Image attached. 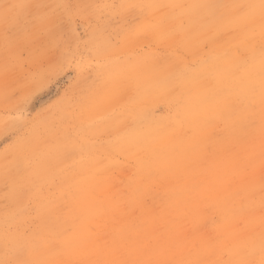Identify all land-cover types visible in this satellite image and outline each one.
I'll return each mask as SVG.
<instances>
[{
	"label": "rangeland",
	"instance_id": "rangeland-1",
	"mask_svg": "<svg viewBox=\"0 0 264 264\" xmlns=\"http://www.w3.org/2000/svg\"><path fill=\"white\" fill-rule=\"evenodd\" d=\"M176 1L0 0V264H264V0Z\"/></svg>",
	"mask_w": 264,
	"mask_h": 264
},
{
	"label": "bare ground",
	"instance_id": "bare-ground-1",
	"mask_svg": "<svg viewBox=\"0 0 264 264\" xmlns=\"http://www.w3.org/2000/svg\"><path fill=\"white\" fill-rule=\"evenodd\" d=\"M125 1H126V0H125ZM177 1H178V0H177ZM177 1H176V2H177ZM238 2H239V0H238ZM128 3H129V2H128ZM158 5H159V4H158ZM164 5H165V4H164ZM195 5H196V3H195ZM131 6H132V5H131ZM160 6H161V5H160ZM160 6H159V7H160ZM129 7H130V6H129ZM137 9H138V8H137ZM248 9H251V8H248ZM127 10H128V9H127ZM150 12H151V11H150ZM150 12H149V13H150ZM161 12H162V11H161ZM149 13H148V14H149ZM162 13H163V12H162ZM169 13H170V12H169ZM145 14H146V13H145ZM145 14H144V15H145ZM161 15H162V14H161ZM165 16H166V15H165ZM147 17H148V16H147ZM149 17H150V16H149ZM149 17H148V19H149ZM153 17H154V16H153ZM160 17L162 18L163 16H160ZM167 17H168V16H167ZM242 17H243V14H242ZM245 17H246V16H245ZM155 19H156V18H155ZM225 19H226V18H225ZM243 20H244V19H243ZM246 20H248V19H246ZM143 21H144V20H143ZM163 21H164V20H163ZM166 21H167V20H166ZM239 21H240V20H239ZM146 22H147V21H146ZM153 22H154V21H153ZM160 22H161V21H160ZM164 22H165V21H164ZM216 22H217V21H216ZM229 23H231V22H229ZM243 23H244V22H243ZM64 24H65V23H64ZM144 24H145V23H144ZM146 24H148V23H146ZM153 24H154V23H153ZM234 24H237V23H234ZM244 24H245V23H244ZM165 25H166V23H165ZM238 25H239V24H237V26H236L237 28H238ZM145 26H147V25H145ZM158 26H160V24H159ZM224 26H225V25H224ZM230 26H231V25H230ZM163 27H164V26H163ZM211 27H212V25H211ZM218 27H219V26H218ZM142 28H143V27H142ZM157 28H158V27H157ZM157 28H156V29H157ZM199 28H200V27H199ZM202 28H203V26H202ZM202 28H201V29H202ZM231 28H232V27H231ZM145 29H147V28H145ZM211 29H212V28H211ZM215 29H216V28H215ZM215 29H214V31H215ZM219 29H220V28H219ZM223 29H224V28H222V30H223ZM235 29H236V28H235ZM245 29H246V28H245ZM245 29H244V30H245ZM199 30H200V29H199ZM212 30H213V29H212ZM212 30H211V31H212ZM239 30H240V29H239ZM252 30H254V28H253ZM150 31H151V30H150ZM164 31H165V30H164ZM196 31H197V30H196ZM249 31H250V29H249ZM154 32H155V30H154ZM215 32H216V31H215ZM220 32H221V31H220ZM228 32H229V31H228ZM247 32H248V29H247ZM155 33H156V32H155ZM158 33H159V32H157V34H158ZM202 33H203V32H202ZM211 33H212V32H211ZM217 33H218V32H217ZM238 33H241V32H238ZM200 34H201V31H200ZM242 34H243V32H242ZM247 34H248V33H247ZM166 35H167V34H166ZM217 35H218V34H217ZM245 35H246V34H245ZM245 35H244V36H245ZM167 36H168V35H167ZM207 36H208V35H207ZM223 36H224V35H223ZM225 36H226V35H225ZM227 36H228V35H227ZM155 38H156V37H155ZM221 38H222V37H221ZM240 38H241V37H240ZM204 39H205V38H204ZM218 39H219V38H218ZM227 39H228V38H227ZM201 40H202V39H201ZM221 40H222V39H221ZM221 40H220V41H221ZM251 40H252V39H251ZM242 41H243V40H242ZM154 42H155V41H154ZM167 42H168V41H167ZM216 42H217V41H216ZM164 43H165V42H164ZM218 43H219V42H218ZM220 43H223V42H220ZM157 44L160 45L159 42H157ZM162 44H163V43H162ZM167 44H168V43H167ZM223 44H224V43H223ZM232 44H234V43H232ZM250 45H251V44H250ZM202 46H203V45H202ZM178 47H179V46H178ZM252 48L254 49V47H252ZM182 49H183V48H182ZM224 49H225V48H224ZM192 50H193V49H192ZM192 50H191V51H192ZM211 50H212V49H211ZM213 50H214V49H213ZM249 50H250V49H249ZM237 51H238V48H237ZM179 52H180V51H179ZM191 53H192V52H191ZM193 53H194V51H193ZM204 53H205V51H204ZM221 53H222V52H221ZM224 53H225V52H224ZM224 53H223V54H224ZM247 53H248V52H247ZM261 53H263V52H261ZM213 54H214V53H213ZM231 54H232V53H231ZM255 54H256V53H255ZM159 55H160V54H159ZM221 55H222V54H221ZM237 56H238V55H237ZM260 56H261V55H260ZM166 57H167V56H166ZM193 57H194V55H193ZM193 57H192V58H193ZM198 57H199V56H198ZM256 57H257V56H256ZM261 57H262V56H261ZM167 58H168V57H167ZM172 58H173V57H172ZM206 58H207V57H206ZM155 59H156V58H155ZM175 59H176V58H175ZM194 59H195V58H194ZM204 59H205V58H204ZM204 59H203V60H204ZM146 60H147V59H146ZM189 60H190V59H189ZM195 60H196V59H195ZM223 60H224V59H223ZM229 60H230V59H229ZM143 61H145L144 58H143ZM159 61H160V59H159ZM159 61H157V63H159V65H160L162 60H161L160 62H159ZM163 61H164V60H163ZM173 61H174V60H173ZM193 61H194V60H193ZM199 61H200V60H199ZM235 61H236V60H235ZM239 61H240V60H239ZM243 61H244V60H243ZM248 61H249V60H248ZM168 62H169V61H168ZM177 62H178V61H177ZM208 62H209V61H208ZM212 62H214V61H212ZM224 62H225V60H224ZM230 62H231V60H230ZM233 62H234V60H233ZM237 62H238V61H237ZM145 63H146V62H145ZM174 63H175V61H174ZM191 63H192V62H191ZM214 63H215V62H214ZM218 63H219V62H218ZM231 63H232V62H231ZM244 63H245V62H244ZM180 64H181V62H180ZM219 64H220V63H219ZM219 64H218V65H219ZM224 64H226V62H225ZM247 64H248V63H247ZM256 64H257V63H256ZM172 65H173V64H172ZM184 65H185V64H184ZM186 65H187V64H186ZM215 65H216V64H215ZM237 65H238V64H237ZM258 65H259V63H258ZM166 66H167V65H166V63H165V67H164V68H166ZM169 66H170V64H169ZM189 66H190V65H189ZM196 66H198V65H196ZM224 66H225V65H224ZM245 66H246V65H245ZM248 66H249V64H248ZM161 67H162V66H161ZM161 67L159 66L158 68H160L161 70H163V67H162V68H161ZM179 67H180V66H179ZM192 67H193V66H192ZM221 67H223V66H221ZM221 67H220V68H221ZM233 67H234V66H233ZM239 67H241V65H240ZM239 67H237V68H239ZM256 67H257V66H256ZM180 68H181V67H180ZM249 68H250V66H249ZM254 68H255V67H254ZM169 69H170V68H169ZM201 69H202V68H201ZM216 69H217V68H216ZM244 69H245V68H244ZM249 70H250V69H249ZM252 70H253V68H252ZM166 71H167V70H166ZM168 71H170V70H168ZM228 71H229V70H228ZM235 71H236V70H235ZM256 71H257V70H256ZM182 72H183V71H182ZM209 72H210V71H209ZM183 73H184V72H183ZM213 73H214V72H213ZM179 74H180V73H179ZM181 74H182V73H181ZM226 74H227V72H226ZM256 74H257V73H256ZM187 75H188V73H187ZM194 75H195V74H194ZM199 75H200V74H199ZM204 75H205V74H204ZM210 75H211V74H210ZM257 75H258V74H257ZM197 76H198V75H197ZM239 76H240V75H239ZM168 77H169V76H168ZM173 77H174V76H173ZM175 77H176V76H175ZM183 77H185V76H183ZM195 77H196V76H195ZM195 77L193 76V78H195ZM226 77H227V76H226ZM226 77H224V78H226ZM230 77H231V76H230ZM241 77H243V76L241 75ZM248 77H249V75H248ZM262 77H263V76H262ZM170 78H171V77H170ZM256 78H257V77H256ZM256 78H255V79H256ZM178 79H179V78H178ZM226 79H227V78H226ZM226 79H225V80H226ZM229 79H230V78H229ZM229 79H228V80H229ZM251 79H252V78H251ZM165 80L167 81V79H165ZM171 80H172V79H171ZM171 80H169L170 83L172 82ZM175 80H176V82H177V79H175ZM179 80H180V79H179ZM204 80H205V79H204ZM228 80H227V81H228ZM260 80H261V78H260ZM166 81H165V82H166ZM184 81H185V80H184ZM208 81H209V80H208ZM249 81H250V80H249ZM198 82H199V81H198ZM224 82H225V81H224ZM243 82L245 83V81H243ZM176 84H177V83H175V85H176ZM211 84H212V83H211ZM245 84H247V83H245ZM249 84H250V83H249ZM249 84H248V85H249ZM251 84H252V83H251ZM173 85H174V84H173ZM180 85H181V84H180ZM204 85H205V84H204ZM214 85H215V84H214ZM214 85H213V86H214ZM243 85H244V84H243ZM232 86H233V85H232ZM179 87H180V86H179ZM187 87H188V86H187ZM241 87H243V86H241ZM252 87H253V86H252ZM256 87H257V86H256ZM171 88H172V87H171ZM188 88H189V87H188ZM188 88H187V89H188ZM219 88H220V87H219ZM247 88H248V87H247ZM254 88H255V87H254ZM4 89H5V88H4ZM173 89H174V88H173ZM197 89H198V88H197ZM221 89H224V88H221ZM221 89H220V90H221ZM235 89H236V88H235ZM169 90H170V89H169ZM174 90H175V89H174ZM180 90H181V89H180ZM182 90H184V88H183ZM205 90H206V89H205ZM214 90H215V89H214ZM152 91H153V90H152ZM155 91H156V90H155ZM171 91H173V90H171ZM171 91H170V92H171ZM177 91H178V90H177ZM193 91H194V90H193ZM210 91H212V90H210ZM221 91H222V90H221ZM225 91H226V90H225ZM2 92H4V91H2ZM168 92H169V91H168ZM229 92L231 93L230 90L228 91V93H229ZM5 93H6V91H5ZM165 93H166V91H165ZM217 93H218V92H217ZM223 93H224V91H223ZM153 94H154V93H153ZM189 94H190V93H189ZM207 94H208V93H207ZM212 94L215 95V93H212ZM219 94H221V93H219ZM219 94H218V95H219ZM224 94H225V93H224ZM224 94H221V95L224 96ZM231 94H232V93H231ZM171 95H172V94H171ZM181 95H182V94H181ZM214 95H213V96H214ZM205 96H206V95H205ZM222 96H221V97H222ZM225 96H226V95H225ZM89 97H90V96H89ZM163 97H164V96H163ZM177 97H178V96H177ZM214 97H215V96H214ZM153 98H154V97H153ZM168 98H169V97H168ZM175 98H176V97H175ZM175 98H174V99H175ZM257 98H258V97H257ZM155 99H156V98H155ZM229 99H230V98H229ZM231 99H232V98H231ZM147 100H148V99H147ZM147 100H146V101H147ZM188 100H189V99H188ZM209 100H210V99H209ZM239 100H240V99H239ZM148 101H149V100H148ZM153 101H154V100H153ZM159 101H160V100H159ZM159 101H158V103H159ZM171 101H172V100H171ZM189 101H190V100H189ZM232 101H233V100H232ZM176 102H177V101H176ZM205 102H207V101H205ZM237 102H238V101H237ZM147 103H148V102H147ZM178 103H179V102H178ZM180 103H181V102H180ZM89 104H90V103H89ZM238 104H239V103H237V104H235V105H238ZM248 104H249V103H248ZM90 105H91V104H90ZM182 105H183V104H182ZM258 105H259V104H258ZM80 106H81V105H80ZM137 106H138V105H137ZM160 106H161V105H160ZM216 106H217V105H216ZM240 106H241V105H240ZM262 106H263V105H262ZM81 107H82V106H81ZM203 107H204V106H203ZM224 107H225V106H224ZM230 107H231V105H230ZM238 107H239V106H238ZM225 108L227 109L228 107H225ZM235 108H236V107H235ZM240 108H241V107H240ZM240 108H239V109H240ZM257 108H258V107H257ZM214 109H215V108H214ZM226 109H225V111H226ZM255 109H256V108H255ZM234 110H235V109H234ZM240 110H241V109H240ZM250 110H252V108H251ZM180 111H181V109H180ZM208 111H209V110H208ZM211 111H212V110H211ZM216 111H217V110H216ZM227 111H228V110H227ZM229 111H230V110H229ZM261 111H262V110H261ZM175 112H176V111H175ZM177 112H178V111H177ZM177 112H176V113H177ZM212 112H213V111H212ZM233 112H236V111H233ZM87 113H88V111H87ZM176 113H175V114H176ZM178 113H179V112H178ZM209 113H210V112H209ZM226 113H227V112H226ZM243 113H244V111L242 112V114H243ZM93 114H94V113H93ZM214 114H215V112H214ZM223 114H224V113H223ZM229 114H231V112H230ZM232 114H233V113H232ZM58 115H59V114H58ZM159 115H160V114H159ZM168 115H170V114H168ZM224 115H225V114H224ZM237 115L239 116V114H237ZM237 115H236V117H237ZM187 116H189V115H187ZM222 116H223V115H222ZM246 117H248V116H246ZM62 118H64V117H62ZM67 118H68V117H67ZM221 118H222V117H221ZM234 118H235V117H234ZM239 118H240V117H239ZM262 118H264V117H262ZM262 118H261V119H262ZM167 119H168V118H167ZM173 119H174V118H173ZM197 119H198V118H197ZM207 119H208V118H207ZM209 119H210V118H209ZM209 119H208V121H209ZM237 119H238V117H237ZM82 120H83V119H82ZM82 120H81V121H82ZM180 120H181V119H180ZM211 120H212V119H211ZM219 120H220V118H219ZM234 120H235V119H234ZM263 120H264V119H263ZM83 121H84V120H83ZM205 121H206V120H205ZM212 121H213V120H212ZM222 121H223V120H222ZM231 121H233V120L231 119ZM137 122H138V121H137ZM137 122H136V123H137ZM187 122H188V121H187ZM242 122H243V121H241V120L239 119V120L237 121V123H236V128H237L239 134H244V133L246 134V137H245V138L242 136L246 142H250L249 140H252V143H253V139H255V141H259V140L261 141V139L264 141V138H263V137H264V132H263L264 129H261V127H262V126H261V123H257V120H255V122H256L257 124L254 125V126L252 127V129H251V127L249 126V124L245 125V123H247V121H246L245 123H242ZM259 122H260V121H259ZM181 123H182V122H181ZM193 123H194V122H193ZM209 123H210V122H209ZM217 123H218V122H217ZM194 124H195V123H194ZM194 124H193L192 126H194ZM173 125H174V124H173ZM181 125H182V124H181ZM225 125H226V122H225ZM227 125H228V124H227ZM227 125H226V126H227ZM250 125H251V124H250ZM175 126H176V125H175ZM218 126H220V124H219ZM221 126H222V125H221ZM232 126H233V125H232ZM263 126H264V125H263ZM228 127H229V126H228ZM226 128H227V127H226ZM229 128H230V127H229ZM233 128H234V127H233ZM160 130H161V129H160ZM183 130H184V129H183ZM206 130H207V129H206ZM208 130H209V129H208ZM224 130H225V129H224ZM92 131H93V130H92ZM136 131H137V129H136ZM180 131H181V130H180ZM137 132H138V131H137ZM202 132H203V131H202ZM204 132H205V131H204ZM210 132H211V131H210ZM214 132H215V131H214ZM230 132H231V131H230ZM230 132H229V134H230ZM233 132H235V131L233 130ZM186 133H187V131H186ZM211 133H212V132H211ZM219 133H220V132H219ZM235 133H236V132H235ZM203 134H204V133H203ZM229 134H228V135H229ZM232 134H233V133H231V136H232ZM217 135H218V134H217ZM221 135H222V133L219 135L220 138H221ZM224 135H225V134H224ZM150 136H151V134H150ZM205 136L207 137V135H205ZM211 136H213V134H212ZM211 136H210V137H211ZM222 136H223V135H222ZM226 136H227V135H226ZM171 137H173V136H171ZM229 137H230V136H229ZM208 138H209V137H208ZM216 138H218V137H216ZM224 138H225V137H224ZM236 138H237V137H236ZM177 139H178V137H177ZM179 139H181V138H179ZM228 139H229V138H228ZM230 139H232V137H230ZM246 139H247L248 141H247ZM204 140H205V139H204ZM206 140L208 141L207 138H206ZM210 140L212 141V138H210ZM220 140H221V139H220ZM224 140H225V139H224ZM237 140H238V139H237ZM237 140H235V141H237ZM239 140H240V139H239ZM244 140H243V141H244ZM132 141L134 142V140H132ZM175 141H177V140L175 139ZM199 141H200V140H199ZM225 141H226V140H225ZM225 141H224V142H225ZM235 141H234V142H235ZM255 141H254V142H255ZM142 142H143V141H142ZM161 142H162V141H161ZM201 142H202V141H201ZM224 142H223V145H225V147H226V145H227L228 143L226 142L227 144H224ZM229 142H231V140H230ZM239 142H240V141H239ZM140 143H141V142H140ZM145 143H146V142H145ZM209 143H212V142H209ZM232 143H233V142H232ZM135 144H136V143H135ZM177 144H178V143H177ZM207 144H208V143H207ZM234 144H235V143H234ZM243 144H246V145H247V143H243ZM250 144H251V143H250ZM258 144H259L258 147H260V142H259ZM129 145H130V144H129ZM146 145H147V144H146ZM156 145H157V144H156ZM166 145H167V144H166ZM221 145H222V144H221ZM230 145H232V144L230 143ZM251 145H252V144H251ZM263 145H264V144H263ZM152 146H153V145H152ZM170 146H171V145H170ZM177 146H178V145H177ZM179 146H180V145H179ZM215 146H216V145H214V147H215ZM237 146H238V145H237ZM240 146H241V145H240ZM242 146H243V145H242ZM256 146H257V145H256ZM131 147H132V146H131ZM171 147H172V146H171ZM205 147H207V146H205ZM247 147H248V145H247ZM254 147H255V146H254ZM141 148H142V147H141ZM233 148H234V147H233ZM233 148H232V149H233ZM256 148H257V147H256ZM172 149H173V148H172ZM175 149H176V148H175ZM209 149H210V148H209ZM209 149H208V150H209ZM217 149H218V148H217ZM224 149H225V148H224ZM234 149H235V148H234ZM243 149H244V148H243ZM243 149L241 148L242 151H237V150H236V151H237L238 153H240V152H243ZM248 149H249V148H248ZM254 149H255V148H253V150H254ZM263 149H264V148H263ZM134 150H135V149H134ZM166 150H167V148H166ZM177 150H178V149H177ZM222 150H223V149H222ZM238 150H240V149H238ZM249 150H251V149H249ZM219 151H220V150H219ZM233 151H234V150H233ZM244 151H245V150H244ZM174 152H176V151H174ZM180 152H181V151H180ZM201 152H202V151H201ZM250 152H251V151H250ZM162 153H163V152H162ZM177 153H178V152H177ZM232 153H233V152H232ZM251 153H252V152H251ZM203 154H204V153H203ZM244 154H245V153H244ZM246 154H247V153H246ZM249 154H250V153H249ZM259 154H260V153H259ZM139 155H140V154H139ZM234 155H236V154H234ZM130 156H131V155H130ZM130 156H129V157H130ZM240 156H241V154H240ZM263 156H264V155H263ZM246 157H247V156H246ZM135 158H136V157H135ZM142 158H143V157H142ZM142 158H141V159H142ZM136 159H137V158H136ZM210 159H211V158H210ZM147 160H148V159H147ZM150 160H151V159H150ZM244 160H245V159H244ZM215 161H216V160H215ZM215 161H214V162H215ZM236 162H237V161H236ZM236 162L234 161L233 163H236ZM248 164H249V163H248ZM203 165H204V164H203ZM234 165H235V164H234ZM204 166H205V165H204ZM235 166H236V165H235ZM235 166H234V167H235ZM135 167H136V165H135ZM227 167H228V166H227ZM260 167H261V166H260ZM237 168L240 169L241 167H237ZM231 169H232V168H231ZM239 169H238V170H239ZM147 170H148V169H147ZM236 170H237V169H236ZM141 171H142V169H141ZM226 173H227V171H226ZM260 174H261V173H260ZM260 174H259V175H260ZM135 175H136V174H135ZM142 175H143V174H142ZM142 175H140V176H142ZM136 176H137V175H136ZM198 176H200V175H198ZM201 176H202V175H201ZM254 177H256V176H254ZM140 178H141V177H140ZM204 178H207V176H204ZM232 178H233V177H232ZM256 178H257V177H256ZM152 179H154V178H152ZM261 179H262V178H261ZM113 180H114V179H113ZM142 180H143V178H142ZM259 180H260V178H259ZM146 181H147V180H146ZM200 181H201V180H200ZM137 182H138V181H137ZM147 182H148V181H147ZM112 183H114V181H113ZM124 183H125V182H124ZM134 183H135V182H134ZM159 183H160V182H159ZM263 183H264V182H263ZM263 183H262V184H263ZM14 184H16V183L14 182ZM129 184H130V183H129ZM143 184H144V183H143ZM225 184H226V183H225ZM118 185H119V184H118ZM118 185H117V186H118ZM130 185H131V184H130ZM136 185H137V184H136ZM141 185H142V184H141ZM145 185H146V184H145ZM153 185H156V184H153ZM249 185H250V184H249ZM142 186H143V185H142ZM80 187H81V186H80ZM91 187H92V186H91ZM98 187H99L98 189L100 190V186H98ZM110 187H112V186H110ZM125 187H126V186H125ZM143 187H144V186H143ZM145 187H146V186H145ZM262 187H263V185H262ZM262 187H260V188H262ZM86 188H87V187H86ZM86 188H85V189H86ZM88 188H90V187H88ZM104 188H105V187H104ZM114 188H115V186H114ZM138 188H139V186H138ZM224 188H225V187H224ZM235 188H236V187H235ZM255 188H257V187H255ZM83 189H84V188H83ZM85 189H84V190H85ZM102 189H103V187H102ZM105 189H107L108 193L111 191V190H109V188H105ZM111 189H112V188H111ZM139 189H140V188H139ZM143 189H144V188H143ZM155 189H156V188H155ZM159 189H160V188H159ZM226 189H227V188H226ZM262 189H263V188H262ZM77 190H78V189H77ZM79 190H81V189H79ZM84 190H83V191H84ZM88 190H90V189H88ZM103 190H104V189H103ZM112 190H113V189H112ZM157 190H158V187H157L156 190H154L153 188H147V189L144 190L143 195H144V198H146V197H150L149 199H151V201H152L151 203L154 204V205H156V206H159V207L161 208V205H162V203H163V199H162L161 195H159V193H160V192H158L159 190H158V191H157ZM81 191H82V190H81ZM81 191H80L79 194H82ZM142 191H143V190H142ZM249 191H250V190H249ZM254 191H255V190H254ZM263 191H264V190H263ZM85 192H86V191H85ZM85 192H84V193H85ZM91 192H93V191H91ZM91 192H90V193H91ZM94 192H95V191H94ZM96 192H97V191H96ZM113 192L115 193V191H113ZM117 192H118V191H117ZM117 192H116V193H117ZM130 192H131V191H130ZM222 192H223V191H222ZM236 192H237V191H236ZM243 192H244V191H243ZM247 192H248V191H247ZM247 192H246V193H247ZM76 193H77V191H76ZM84 193H83V194H84ZM97 193H98V192H97ZM97 193H96V195H97ZM99 193H100V191H99ZM106 193H107V192H106ZM166 193H167V192H165L164 194H166ZM224 193H225V192H224ZM227 193H228V192H227ZM233 193H234V192H233ZM233 193H232V194H233ZM77 194H78V193H77ZM83 194H82V195H83ZM117 194H118V193H117ZM119 194H120V193H119ZM119 194H118V195H119ZM140 194H141V193H140ZM140 194H139V196H140ZM240 194H241V193H240ZM242 194H245V193H242ZM252 194H253V193H252ZM257 194H258V193H257ZM82 195H81V196H82ZM103 195H105V196H103V198H104V197L106 198V197H108L109 194H108L107 196H106V194H103ZM143 195H142V196H143ZM162 195H163V193H162ZM259 195H260V194H258L257 197H258ZM91 196H92V195H91ZM109 196L111 197V193H110ZM113 196H114V195H113ZM115 196H117V195H115ZM115 196H114V198H115ZM122 196H123V195H122ZM130 196H132V195L130 194ZM130 196H129V197H130ZM238 196H239V195H238ZM240 196H241V195H240ZM243 196H244V195H243ZM83 197H85V196L83 195ZM98 197H99V196H98ZM234 197H235V196H234ZM246 197H247V196H246ZM89 198H90V197H89ZM95 198H96V197H95ZM100 198H101V197H100ZM105 198H104V199H105ZM112 198H113V197H112ZM126 198H127V197H126ZM135 198H136V196H135ZM141 198H142V197H141ZM141 198H140V199H141ZM240 198H241V197H240ZM252 198H253V197H252ZM263 198H264V197H263ZM263 198H262V199H263ZM84 199H85V198H84ZM107 199H108V198H107ZM110 199H111V198H110ZM110 199H109V200H110ZM140 199H139V201H140ZM243 199H244V198H243ZM249 199H250V198H249ZM98 200H99V199H98ZM114 200H115V199H114ZM120 200H121V199H120ZM125 200L127 201V199H125ZM125 200H122V201H125ZM134 200H135V199H134ZM234 200H235V199H234ZM253 200H255V199H253ZM76 201H77V200H76ZM76 201H74V202H76ZM93 201H94V200H93ZM101 201H102V200H101ZM111 201H113V200H111ZM126 201H125V203H126ZM136 201H137V199H136ZM242 201H244V200H242ZM74 202H73V203H74ZM85 202H86V201H85ZM95 202H96V201H95ZM97 202H98V201H97ZM141 202H142V201H141ZM177 202H178V201H177ZM228 202H229V201H227V203H228ZM233 202H235V201H233ZM82 203H83V202H82ZM99 203H100V202H99ZM108 203H109V201H108ZM142 203H143V202H142ZM199 203H200V202H199ZM212 203H213V202H212ZM246 203H247V202H246ZM246 203H245V204H246ZM254 203H255V202H254ZM83 204H84V203H83ZM83 204H82V205H83ZM100 204H102V205L104 206L103 203H100ZM109 204H110V203H109ZM109 204H108V205H109ZM193 204H194V203H192L191 205L193 206ZM239 204H240V203H239ZM79 205H80V204H79ZM79 205H78V206H79ZM86 205H87V204H86ZM113 205H114V204H113ZM113 205H112V206H113ZM141 205H142V204H141ZM141 205H140V206H141ZM191 205H190V206H191ZM198 205H199V204H198ZM227 205H228V204H227ZM241 205H242V204H241ZM192 206H191V207H192ZM252 206H253V205H252ZM200 207H201V206H200ZM239 207H240V206H239ZM146 208H147V207H146ZM146 208H145V209H146ZM164 208H165V206H164ZM203 208H204V207H203ZM225 208H226V207H225ZM256 208H257V207H256ZM103 209H104V208H103ZM136 209H137V208H136ZM192 209H193V208H192ZM214 209H215V208H214ZM260 209H262V208H260ZM151 210H152V209L150 208V210H148V212L150 211L152 216H154V215H158V213H157V214H156V213H152ZM183 210L185 211V209H183ZM104 211H105V210H104ZM124 211H126V208H125V207H124ZM208 211H209V210H208ZM208 211H207V212H208ZM217 211H218V209H217ZM217 211H216V212H217ZM255 211H256V210H255ZM263 211H264V210H263ZM253 212H254V211H253ZM261 212H262V211H261ZM205 213H206V212H205ZM209 213H210V212H209ZM232 213H233V212H232ZM245 213H246V211H245ZM258 213H259V212H258ZM258 213H256V214H258ZM104 214L107 215V213H105V212H104ZM192 214H193V213H192ZM149 215H150V213H149ZM259 215H261V214H259ZM262 215H263V214H262ZM262 215H261V217L264 216V215H263V216H262ZM71 216H72V215H71ZM71 216H70V217H71ZM256 216H258V215H256ZM106 217H107V216H106ZM167 217H168V216H167ZM228 217H229V216H228ZM230 217H231V216H230ZM230 217H229V218H230ZM261 217H259V218H261ZM124 218H125V217H124ZM232 218H233V217H232ZM107 219H108V218H107ZM152 219H153V218H152ZM186 219H187V218H186ZM186 219H183V221L186 220ZM203 219H205V218L203 217ZM242 219H243V218H242ZM91 220H92V219H91ZM94 220H95V218H94ZM116 220H117V219H116ZM119 220H120V218H119ZM121 220H122V218H121ZM125 220H126V219H125ZM130 220H131V219H130ZM134 220H135V219H134ZM153 220H154V219H153ZM92 221H93V220H92ZM126 221H127V220H126ZM154 221H155V220H154ZM154 221H153L152 223H154ZM70 222H71V221H70ZM103 222H104V221H103ZM128 222H130V221H127V223H128ZM134 222H135V221H133V223H134ZM236 222H237V221H236ZM131 223H132V222H131ZM71 224H72V223H71ZM110 224H111V222H110ZM117 224H118V223H117ZM119 224H120V223H119ZM124 224H126V223H124ZM136 224H137V223H136ZM139 224H140V223H138V225H139ZM239 224H240V223H239ZM57 225H58V224H57ZM63 225H64V224H63ZM108 225H109V222H108ZM112 225H113V223H112ZM122 225H123V224H122ZM224 225H225V224H224ZM87 226H88V225H87ZM119 226H121V225H119ZM127 226H128V225H127ZM127 226H126V228H131V226H130V227H129V226L127 227ZM195 226L197 227L198 224L195 225ZM236 226H237V225H236ZM252 226H253V225H252ZM252 226H251V227H252ZM260 226H261V225H260ZM262 226H263V225H262ZM75 227H76V226H75ZM89 227H90V226H89ZM132 227H133V226H132ZM258 227H259V226H258ZM126 228H125V229H126ZM198 228H200V227H198ZM198 228H197V229H198ZM89 229H90V228H89ZM89 229H88V230H89ZM91 229H92V228H91ZM159 229H160V228H159ZM197 229H196V230H197ZM254 229H255V228H254ZM92 230H93V229H92ZM152 230H153V229H152ZM196 230H195V232H196ZM200 230H201V228H200ZM212 230H213V229H212ZM256 230H257V229H256ZM197 231H199V230H197ZM214 231H215V230H214ZM70 232H71V231H70ZM91 232H92V231H91ZM93 232H94V231H93ZM93 232H92V233H93ZM98 232H99V231H98ZM256 232H257V231H256ZM73 233H74V232H73ZM123 235H124V234H123ZM160 235H161V234H160ZM160 235H159V236H160ZM199 235H200V234H199ZM199 235H197V236H199ZM202 235H204V234L202 233ZM75 236H76V235H75ZM126 236H127V235H126ZM105 237H106V236H105ZM204 237H205V236H204ZM97 238H98V236H97ZM221 239H222V238H221ZM101 240H102V239H101ZM235 240H236V239H235ZM95 241H96V240H95ZM98 241H99V239H98ZM144 241H145V240H144ZM215 241H216V240H215ZM72 242H73V241H72ZM105 242H106V241H105ZM105 242H104V243H105ZM107 242H108V241H107ZM107 242H106V244H107ZM140 242H141V241H140ZM65 243H66V242H65ZM98 243H99V242H98ZM74 244H75V243H74ZM162 244H163V243H162ZM68 245H69V244H68ZM87 245H88V244H87ZM195 245H196V244H195ZM195 245H194V246H195ZM206 245H209V244H206ZM74 246H75V245H74ZM92 246H93V245H92ZM107 246H108V245H107ZM86 247H88V246H86ZM96 247H97V246H96ZM109 247H111V246H109ZM88 248H89V247H88ZM206 248H207V247H206ZM72 249H73V247H72ZM74 249H75V248H74ZM77 249H78V248H77ZM210 249H211V247H210ZM79 250H80V249H79ZM81 251H83V250H81ZM84 251L87 252V250H84ZM100 251H101V250H100ZM144 251H146L145 248H144ZM144 251L142 250V253H144ZM211 251H213V250H211ZM216 251H217V250H216ZM101 252H102V251H101ZM107 252H108V250H107ZM147 252H148V251H147ZM186 252H187V251H186ZM189 252H190V250H189ZM189 252H187V253H189ZM209 252H210V251H209ZM241 252H243V251H241ZM119 253H120V251H119ZM142 253H141V254H142ZM93 254H94V253H92V255H93ZM116 254H117V253H116ZM190 254H191V253H190ZM114 255H115V254H114ZM182 255H183V253H182ZM187 255H188V254H187ZM192 255H193V254H192ZM199 255H202V254H199ZM234 255H235V254H234ZM257 255H258V254H257ZM51 256H52V255H51ZM64 256H66V254H65ZM84 256H85V255H84ZM107 256H108V255H107ZM140 256H141V255H140ZM142 256H143V255H142ZM142 256H141V257H142ZM189 256H190V255H189ZM204 256H205V255H204ZM204 256H203V257H204ZM206 256H207V255H206ZM208 256H209V255H208ZM216 256H217V255H216ZM60 257H62V256H60ZM82 257H83V256H82ZM92 257H95V256H92ZM116 257H117V256H116ZM120 257H123V255L120 256ZM138 257H139V256H138ZM166 257H167V256H166ZM170 257H173V258H174V256H171V255H170ZM170 257H169V258H170ZM192 257H194V256H192ZM195 257H196V256H195ZM210 257L212 258L213 256H210ZM62 258H63V257H62ZM75 258H76V257H75ZM80 258H81V257H80ZM118 258H119V256H118ZM127 258H128V257H127ZM206 258H207V257H206ZM208 258H209V257H208ZM256 258H257V257H256ZM63 259H64V258H63ZM67 259H68V258H67ZM120 259H121V258H120ZM177 259H178V258H177ZM186 259H187V258H186ZM199 259H200V258H199ZM203 259H204L205 261L208 260V259H205V258H203ZM223 259H224V258H223ZM70 260H71V258H70ZM70 260H69V261H70ZM72 260H73V259H72ZM77 260H78V259H77ZM83 260H84V259H83ZM105 260H106V258H105ZM123 260H124V259H123ZM125 260H127V259H125ZM171 260H172V259H170V261H171ZM204 260L201 259V260H199V261H204ZM214 260H215V259H214ZM253 260H254V259H253ZM61 261H62V260H61ZM63 261H64V260H63ZM106 261H107V260H106ZM139 261H140V258H139ZM170 261H169V262H170ZM175 261H177V260L175 259ZM209 261H210V259H209ZM211 261H212V260H211ZM216 261H217V260H215V264L217 263ZM72 262H73V261H72ZM80 262H81V261H80ZM86 262H88V261H86ZM169 262H167V264H169ZM48 263H49V261H48ZM76 263H77V262H76ZM202 263H203V262H202ZM62 264H63V263H62ZM68 264H69V263H68ZM79 264H80V263H79ZM86 264H87V263H86ZM93 264H94V262H93ZM163 264H164V263H163ZM172 264H173V263H172ZM213 264H214V262H213ZM218 264H220V263L218 262ZM221 264H222V263H221Z\"/></svg>",
	"mask_w": 264,
	"mask_h": 264
}]
</instances>
